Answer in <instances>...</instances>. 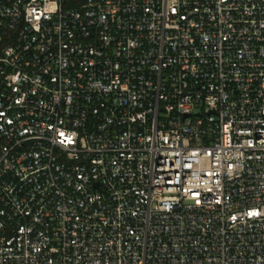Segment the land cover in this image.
<instances>
[{
  "label": "built area",
  "instance_id": "built-area-1",
  "mask_svg": "<svg viewBox=\"0 0 264 264\" xmlns=\"http://www.w3.org/2000/svg\"><path fill=\"white\" fill-rule=\"evenodd\" d=\"M0 264H264V0H0Z\"/></svg>",
  "mask_w": 264,
  "mask_h": 264
}]
</instances>
